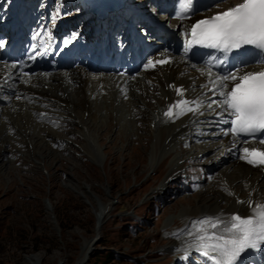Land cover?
Masks as SVG:
<instances>
[{
  "label": "rangeland",
  "instance_id": "374dc122",
  "mask_svg": "<svg viewBox=\"0 0 264 264\" xmlns=\"http://www.w3.org/2000/svg\"><path fill=\"white\" fill-rule=\"evenodd\" d=\"M143 1H135L136 9ZM47 4L57 9L71 7L70 16L83 10L75 0L42 1V5ZM145 10L161 17L153 3ZM169 27L174 30L176 26L171 23ZM139 80L146 81L141 76L135 79ZM144 83L137 86L149 90ZM134 98L141 104L135 107L137 115L127 98L120 101L111 94L98 101L97 123L88 124L95 151L79 133L80 125L67 113L46 119L32 116L39 124L38 132L33 131L28 113L22 114L19 125H13L8 143L0 142V264H187L188 259L178 262L187 247L173 249L177 240L186 238L187 232L182 230L190 228L187 210L212 205L218 199L220 206H226L234 195L239 201L248 195L250 176L247 182L235 179V165L227 152L200 156L210 159L206 164L215 162L211 176L202 173L205 164L200 161L192 165L185 161L197 153L203 141L200 135L185 146L184 136L179 137L173 150L167 152L171 155L158 158V135L152 129L150 134L147 127L148 121L153 123V111L137 94ZM142 111L145 116L139 115ZM132 115L146 121L136 125L130 121ZM78 116L89 121L86 111L80 110ZM194 130L199 133L198 127ZM48 131L53 135L47 136ZM175 153H180L178 161L186 168L182 170L184 176L166 182ZM107 203L109 209L97 229V214ZM92 240L87 256L78 261L82 248ZM108 249L123 259L105 263ZM191 253L197 252L189 255L203 260L200 253ZM34 254L40 256L38 263L31 258Z\"/></svg>",
  "mask_w": 264,
  "mask_h": 264
},
{
  "label": "bare ground",
  "instance_id": "6f19581e",
  "mask_svg": "<svg viewBox=\"0 0 264 264\" xmlns=\"http://www.w3.org/2000/svg\"><path fill=\"white\" fill-rule=\"evenodd\" d=\"M237 1L238 0H221V5L223 4L224 6L226 3H234ZM145 2L146 1L142 3L143 6H145ZM165 3L166 1L162 4L160 2L157 6H159V4L164 5ZM175 11L176 8L173 9L168 18L166 17L164 21H159L156 19H154L155 21H153V19H151L152 21L149 23L151 24L150 28L157 27L161 30H156L155 32H153V35H157V38H159L160 34L163 32L162 27H168L170 29L169 25H171V23H173V27L176 26L174 30H177L179 27L183 28L189 23V20H177L175 18ZM83 15H85L84 12H81V14L77 15L76 17L79 16V18L76 21L74 20L75 17H72L70 21L63 25L62 30H79L78 36L85 34V29L88 27V23L81 24L80 21ZM116 16H118V13H116ZM119 20L120 21L117 27H111L110 34L112 35L113 41L108 47L104 49L103 55L98 58L101 60L99 65H87L83 61H77L76 59H73V64L69 69H58L56 72H48L44 74L38 73L36 75L34 74L33 76H20L18 71L15 68L13 69L11 66H9L8 63L0 62V75L5 70H10L9 81L4 82V79L0 78V82L4 83L5 88L14 90L12 93L7 94L3 93L0 88V98L4 99L6 102L5 104L0 103V119L2 118L0 120V142L6 141V143H8L10 129L15 128V126H13L14 124L19 125V119H22L23 115H25L23 113L29 114L31 118L30 120L34 123L32 127L34 132L37 131L36 127L39 124L34 121L35 118L33 119L32 116H42L44 119H46V117H59V115L61 116L63 113H67L69 116H71L73 123L80 125L79 133L86 139L85 141H87L90 148L95 151L96 147L93 145L94 137L89 134L88 124L89 122H96L97 111L100 108H98L97 106L98 101H100L101 99L106 100L111 94L113 95L114 99L117 98V100L120 101L122 99L126 100L127 98L126 101L132 104L131 108H133V110L135 111V113L133 114H136L137 110L135 109V107L137 105H141L140 101L137 98H134L137 94L141 98V100H145V103H147L146 105L149 106L153 111V116L151 118L154 124L148 121L147 127L150 134L152 129L153 131H155V134L158 135V158L163 159L170 156L171 153L167 154V152L169 149H172L176 143H178V139L180 136H189L190 134L189 137H185L183 138V140L185 139V141H192V139H194L196 135H198L192 130L193 128L198 127L201 130L199 135L203 140V144H201L197 149V153L194 157H205L207 154L210 155V153L212 154L215 151H218L222 154L225 152L230 154L231 162L235 165V179H241L243 181L245 180L246 182V178L248 176H250L251 179L249 184L247 183L249 187L247 191L248 195L246 197H242L240 201L247 202L249 200H252L254 203L264 204V169L261 166L250 165L245 160L241 159V156L243 155L242 149L244 147H250V143H246L238 138H235L231 134L224 135L223 133L228 131L229 127L228 123L222 122L221 116L224 121H228L229 113L222 112L220 109H216L215 105H213V109H215V111L209 110L207 108V104L211 100H218L219 97L213 95V93L210 92L208 88L201 87V85L209 84L210 80H213L220 75H216L215 73L210 71V69L208 68V64L204 61H198L200 64L198 63L197 65L194 60L187 59L183 55L181 46L175 41V37L171 33L166 34L167 38L163 41V45L160 50L161 52H156L151 56V58L154 59L155 57H159L162 54L171 55V63L152 68L147 67L148 63L146 62L144 63L142 69L139 71L141 74L138 73L136 77H132V75L126 76L120 74H108L107 72H105L106 69L110 68V66H108L106 62L107 56H116L121 52L122 41L120 40L118 43L115 42L114 33H118L120 30H123L124 32V28L126 25L123 24L121 18ZM134 20H137V16L134 17ZM34 21V17L28 16L23 26L26 29H30ZM74 22L77 23L76 26L74 25ZM90 22L97 23L96 27L93 29L92 35H84V37L88 41L89 46L91 45V41L95 40L96 38H100L101 40L104 37L106 31L105 25H100L98 20H90ZM141 28L142 27H140V29ZM131 31L134 33V37H136L135 31ZM141 36L143 35L141 34ZM102 46L103 43H100L98 53H100L99 50L100 48H102ZM74 55L75 51L71 52V56ZM96 56L99 55L96 54ZM119 68L125 67L122 66ZM239 68H241V66H239ZM125 70L129 71V67H126ZM140 76L144 80L146 79V81H135V79ZM143 83L149 87V90L145 91L142 90L141 86H137V84L141 85ZM176 85H180L183 89L187 90V95L191 97V100L204 101V106L199 110V112L181 115L178 119L175 120L166 119L165 116H163L162 112L166 108L167 102L172 100L175 96ZM130 95L132 98H130ZM152 99H154V102H151ZM80 110L87 112L86 117L89 119L88 122H86V120L84 119L79 118L78 113ZM218 111L221 112L220 116L216 114ZM201 112L203 113L202 115L200 114ZM139 115L145 116L146 112L142 111ZM14 118H16L15 120L18 123H14ZM130 121L137 125V123H141V121L146 120L140 119L138 117L133 118L132 115ZM6 122L10 124V127ZM22 129L25 132H31L28 131L27 127ZM137 129L139 130L141 128L137 127ZM24 135H26V133H24ZM36 135L38 136V133H36ZM51 135L53 134L48 131L47 136ZM25 137L22 138H27V141H31L30 137ZM209 142L212 144L207 145V143ZM177 146L180 147L181 143H179ZM37 148L42 149L38 146ZM44 150L45 149H42L39 152H44ZM179 156L180 153H175V155L173 156L171 160L172 167H170V171L165 177V180H167L168 176H170V174L174 170H176V168L181 167V163H179L178 161V159L180 158ZM2 167V163H0V169ZM227 181L225 180V182ZM227 187H229V184L227 185ZM236 196L234 195V198L229 200L226 206H220L218 204V199L212 205H202L200 206V208L197 207V209L193 208L191 210H187V224H190L191 228V222L195 221L194 217L196 216H199V219L204 217H221L223 220H228V218L233 214H239L241 216L251 215L252 208L249 207L247 203H239V200ZM107 206L108 203L104 204L97 214V229L101 226L102 221L107 214ZM194 244V237L189 236L188 234L186 235V238H184V240H177L174 243L173 249L176 250L182 246L187 247L186 249H184L183 256L181 257L180 255L182 260H179L178 258V262H181L183 260L186 261L188 259L187 264H209L207 258L204 257L200 252H198L195 247H192V245ZM92 245L93 240L87 242V244L82 248L79 256L77 257L78 261L87 256ZM263 248L264 246L261 247V249ZM261 249L258 251L253 250L254 254H260ZM191 251L197 252L191 254L200 253L198 255L202 256L205 262L198 261L197 259L191 257V255H189ZM31 258L32 260L37 261L36 263H38L40 256L34 254ZM239 264H243V258L239 261Z\"/></svg>",
  "mask_w": 264,
  "mask_h": 264
},
{
  "label": "snow or ice",
  "instance_id": "6c2138e0",
  "mask_svg": "<svg viewBox=\"0 0 264 264\" xmlns=\"http://www.w3.org/2000/svg\"><path fill=\"white\" fill-rule=\"evenodd\" d=\"M213 7L218 8L220 5ZM194 10L195 0H180L177 18L187 19ZM188 35L191 37L188 45H202L225 54L252 46L264 56V0H240L233 6L197 21L191 26ZM3 47L4 41L0 40V48ZM40 54L36 52V55ZM29 58L34 59L35 56ZM168 63H171L170 59L164 57L149 60L147 67L154 68ZM259 63L261 70L244 71L237 68L228 74L217 76L209 84L201 85L219 97L218 100H211L207 108L215 111V105L216 109L227 112L232 117L230 128L224 135L255 137L258 133H264V59ZM18 67V64L12 65V68ZM176 91L177 95L183 97L184 89ZM203 106V100L182 98L170 105L164 116L175 120L181 115L199 112ZM216 114L220 116L221 112ZM221 119L222 122L229 123L222 116ZM259 143L264 144V139ZM242 152L241 159L248 164L264 166V150L244 147ZM238 202L247 203L252 208V214L247 217L233 214L228 220L204 217L192 221L191 228L182 230L194 237L195 244L192 247L206 257L209 264H239L248 250L258 251L264 246V204L254 203L252 200Z\"/></svg>",
  "mask_w": 264,
  "mask_h": 264
},
{
  "label": "trees",
  "instance_id": "16d2710c",
  "mask_svg": "<svg viewBox=\"0 0 264 264\" xmlns=\"http://www.w3.org/2000/svg\"><path fill=\"white\" fill-rule=\"evenodd\" d=\"M64 218V216H63ZM115 259H123L118 253L113 251L112 249H108L104 253V262H108L109 260L114 261Z\"/></svg>",
  "mask_w": 264,
  "mask_h": 264
}]
</instances>
